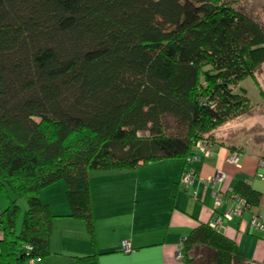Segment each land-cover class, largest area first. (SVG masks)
<instances>
[{
	"label": "trees",
	"instance_id": "1",
	"mask_svg": "<svg viewBox=\"0 0 264 264\" xmlns=\"http://www.w3.org/2000/svg\"><path fill=\"white\" fill-rule=\"evenodd\" d=\"M263 64L264 23L227 0H0V264L51 253L57 215L42 190L59 180L68 216L94 239L91 174L188 163L251 111L241 82ZM235 193L250 209L262 197L245 181ZM180 253L185 264H254L212 221Z\"/></svg>",
	"mask_w": 264,
	"mask_h": 264
},
{
	"label": "crops",
	"instance_id": "2",
	"mask_svg": "<svg viewBox=\"0 0 264 264\" xmlns=\"http://www.w3.org/2000/svg\"><path fill=\"white\" fill-rule=\"evenodd\" d=\"M219 128L211 154L197 151L199 159L191 163L167 158L134 169L91 174L94 239L82 219L68 216L65 181L45 187L42 197L57 215L51 253L28 264H185L178 256L183 240L198 223L212 221L217 212L232 206L230 202L216 207L212 188L199 179L186 189L181 177L187 167L205 178L225 171L228 177L218 186L225 194L234 193L240 181L261 192L260 203L225 220L222 231L237 242L247 260L264 263V231L251 225L254 213L264 216V140L225 136ZM236 150L242 152L240 165L229 162ZM124 241L130 242L131 252L123 250Z\"/></svg>",
	"mask_w": 264,
	"mask_h": 264
},
{
	"label": "rangeland",
	"instance_id": "3",
	"mask_svg": "<svg viewBox=\"0 0 264 264\" xmlns=\"http://www.w3.org/2000/svg\"><path fill=\"white\" fill-rule=\"evenodd\" d=\"M227 1L237 10L248 13L264 23V0ZM241 87L247 89L248 96L251 99V111L221 125L219 129L225 136L241 135L244 138L252 137L253 142L257 143L264 140V64L257 70L254 77H248L243 80ZM9 196L11 198L14 197L11 192H9ZM8 203L7 193H0V210L7 207ZM19 204L24 209L27 208L26 201L20 200Z\"/></svg>",
	"mask_w": 264,
	"mask_h": 264
},
{
	"label": "built area",
	"instance_id": "4",
	"mask_svg": "<svg viewBox=\"0 0 264 264\" xmlns=\"http://www.w3.org/2000/svg\"><path fill=\"white\" fill-rule=\"evenodd\" d=\"M197 145L199 147V151L202 152L204 155L209 156L211 154L213 142L209 140H200ZM197 159H199L198 153L189 157L188 163L193 162ZM229 162L235 165H240L241 153H239L238 151H232L229 156ZM262 163L264 165V160L262 161ZM227 177L228 175L225 171L218 170L215 174L205 178L200 176L194 169L188 167L184 170L181 177V182L186 189H191L197 179L203 181L207 186L211 187L216 207L224 203H232V206L230 208L216 214L213 218L212 225L216 228H223L225 220L232 219L234 215H242L245 210L250 209L249 204L247 203L245 198L239 196L235 192L232 194H225L223 191L220 190L218 186L224 183ZM192 194L193 196H196L195 191H192ZM251 225L257 228L258 230L264 231L263 214L260 212L254 213L251 218ZM123 250L125 252L132 251L130 242L124 241ZM178 256L181 257V253H179Z\"/></svg>",
	"mask_w": 264,
	"mask_h": 264
}]
</instances>
